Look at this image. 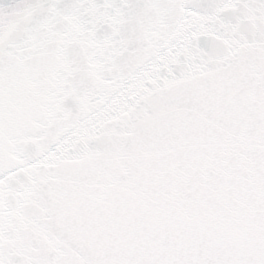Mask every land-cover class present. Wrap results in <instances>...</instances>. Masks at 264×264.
<instances>
[{"label":"snow or ice","instance_id":"6c2138e0","mask_svg":"<svg viewBox=\"0 0 264 264\" xmlns=\"http://www.w3.org/2000/svg\"><path fill=\"white\" fill-rule=\"evenodd\" d=\"M0 264H264V0H0Z\"/></svg>","mask_w":264,"mask_h":264}]
</instances>
